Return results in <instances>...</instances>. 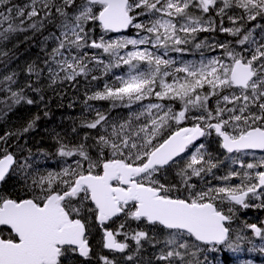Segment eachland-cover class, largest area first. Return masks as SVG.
Listing matches in <instances>:
<instances>
[{
    "label": "snow or ice",
    "instance_id": "snow-or-ice-1",
    "mask_svg": "<svg viewBox=\"0 0 264 264\" xmlns=\"http://www.w3.org/2000/svg\"><path fill=\"white\" fill-rule=\"evenodd\" d=\"M49 23L59 29L46 37L57 43L47 69L52 83L102 81L85 91L92 118L80 125L95 134L61 144L58 170L26 172L22 195L0 191V264H90L94 228L112 252L149 242L159 249L155 264H199L198 254L220 246L239 251L247 237L231 227L237 206L264 208V155L249 151L264 152V0H0V38ZM130 29L134 36L123 34ZM217 31L233 39L195 42ZM192 43L219 52L192 61L170 55ZM4 81L0 91L12 103H0H35L11 89L13 76ZM121 109L126 114L114 118ZM13 135L0 136V182L32 168L10 150ZM212 142L235 165L221 176ZM172 173L178 180L169 182ZM131 222L148 230L129 234ZM245 227L264 241V226ZM98 264L117 261L100 256Z\"/></svg>",
    "mask_w": 264,
    "mask_h": 264
},
{
    "label": "trees",
    "instance_id": "trees-1",
    "mask_svg": "<svg viewBox=\"0 0 264 264\" xmlns=\"http://www.w3.org/2000/svg\"><path fill=\"white\" fill-rule=\"evenodd\" d=\"M28 2L29 0H12V3L18 6H23ZM225 26H229L227 21H225ZM93 27L95 28V26ZM52 32L58 35L59 29L49 23L40 31L33 32L29 29L12 33L6 39L0 38V88L9 86V82L4 81L5 76H13L15 83L10 84L11 89L13 91L23 89L25 97L35 101L31 105L21 101L20 104H14L11 108H8L5 103H0V136L8 132L17 133L8 140V144L11 146L10 150L15 152L20 162L27 160L32 165L31 169L18 170L16 174L0 185V191L10 192L14 195L23 194L26 172L44 173L58 170L63 165L65 158L58 155L61 144L76 145L84 142L86 134L89 137L95 134V130H89L80 125L85 117L92 118L84 104L85 91H90L92 86L101 84L102 81L92 82V85H89L88 81L78 78V81L57 80L56 83H52L47 69L48 65L52 64L50 53L57 43L51 38L46 39ZM94 34L98 37L102 33L96 29ZM107 35L113 38L117 37L111 33ZM124 35L134 36L135 31L130 29ZM221 39L228 41L233 38L227 33L219 31L202 32L197 35L195 42L206 40L208 43H215ZM194 43L184 46L187 51L172 52L170 55L177 60L192 61L199 60L201 52L205 56L216 55L219 52L217 50L216 53H210L206 48L198 50L194 47ZM2 53H7V55ZM29 66L43 71L37 76L35 73L28 72ZM29 84L31 88L28 87ZM9 96V92L0 91V101H7L8 104H11ZM90 103L96 107L107 109V102ZM126 111L116 110L112 115L114 118H118L125 115ZM33 121V127L28 132H23V128ZM74 128L75 131H73ZM87 143L91 144L92 140L88 139ZM208 146L214 157L223 161L219 168L214 170L217 176L224 175L231 167H235L230 159L225 158L227 154H223V151L214 142L209 143ZM237 155L244 160L251 156ZM174 179L178 180L174 173L167 176L169 182H173ZM194 180L198 185L203 183L198 178H194ZM213 182L216 183V181ZM252 223L264 226V208L244 209L237 206L236 216L231 227L234 234L243 233L247 239L241 242L239 251L234 252L226 246H220L216 251L205 250L198 254L199 264H249V262L250 264H264V252L260 251L264 245L258 237L248 233L249 229L245 227L246 224ZM118 226L119 222L109 225L112 229H116ZM133 229L148 230L143 224L138 228L137 222H131L130 227H126L125 231L130 234ZM117 238L122 239L119 236ZM101 240L102 231L99 228H94L90 237L94 251L90 264H98L100 256H108L109 259L117 261V264H130L126 259L127 255L134 257V264H149V261L155 264L154 257L159 249L153 248L149 242H143L142 247L137 250L135 242L128 241L131 250L115 254L105 251Z\"/></svg>",
    "mask_w": 264,
    "mask_h": 264
},
{
    "label": "water",
    "instance_id": "water-1",
    "mask_svg": "<svg viewBox=\"0 0 264 264\" xmlns=\"http://www.w3.org/2000/svg\"><path fill=\"white\" fill-rule=\"evenodd\" d=\"M126 33V32H125ZM125 33H123V34H125ZM112 34H114V35H121L120 33H112ZM249 151H254V152H261L260 150H249ZM2 182H0V184H1ZM106 251H108V252H112V251H110V250H108V249H105ZM114 253H118V252H114ZM118 254H120V253H118Z\"/></svg>",
    "mask_w": 264,
    "mask_h": 264
},
{
    "label": "rangeland",
    "instance_id": "rangeland-1",
    "mask_svg": "<svg viewBox=\"0 0 264 264\" xmlns=\"http://www.w3.org/2000/svg\"><path fill=\"white\" fill-rule=\"evenodd\" d=\"M219 41H222V39L221 40H219ZM256 157H259V156H256ZM251 159H252V156H250L248 159H246V160H248V161H251ZM248 233H251L250 231H248ZM260 240V239H259ZM260 242L264 245V241H261L260 240Z\"/></svg>",
    "mask_w": 264,
    "mask_h": 264
}]
</instances>
